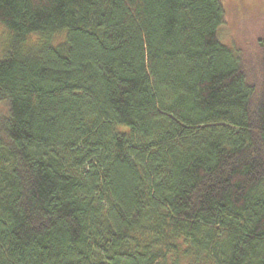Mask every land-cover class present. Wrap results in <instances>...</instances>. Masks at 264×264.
<instances>
[{
	"label": "trees",
	"instance_id": "obj_1",
	"mask_svg": "<svg viewBox=\"0 0 264 264\" xmlns=\"http://www.w3.org/2000/svg\"><path fill=\"white\" fill-rule=\"evenodd\" d=\"M0 26V264H264V0H0Z\"/></svg>",
	"mask_w": 264,
	"mask_h": 264
},
{
	"label": "rangeland",
	"instance_id": "obj_2",
	"mask_svg": "<svg viewBox=\"0 0 264 264\" xmlns=\"http://www.w3.org/2000/svg\"><path fill=\"white\" fill-rule=\"evenodd\" d=\"M249 0H244V3H248ZM260 12V11H259ZM258 16V12L256 14ZM235 31V29H233ZM229 33H232L230 30H229ZM229 36L231 37V34H229ZM228 38V36H227ZM0 56L2 55L3 53V50H4V44H5V40H7L6 38V33L3 32V28L0 26ZM6 108H5V101L4 100H0V115H4L6 113Z\"/></svg>",
	"mask_w": 264,
	"mask_h": 264
}]
</instances>
